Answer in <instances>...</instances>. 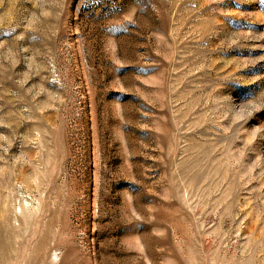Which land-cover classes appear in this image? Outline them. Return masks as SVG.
I'll list each match as a JSON object with an SVG mask.
<instances>
[{"label": "rangeland", "instance_id": "rangeland-1", "mask_svg": "<svg viewBox=\"0 0 264 264\" xmlns=\"http://www.w3.org/2000/svg\"><path fill=\"white\" fill-rule=\"evenodd\" d=\"M0 264H264V0H0Z\"/></svg>", "mask_w": 264, "mask_h": 264}]
</instances>
